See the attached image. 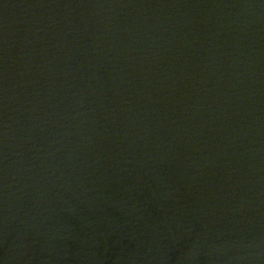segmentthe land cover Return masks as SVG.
<instances>
[{
  "label": "water",
  "instance_id": "obj_1",
  "mask_svg": "<svg viewBox=\"0 0 264 264\" xmlns=\"http://www.w3.org/2000/svg\"><path fill=\"white\" fill-rule=\"evenodd\" d=\"M0 264H264V0H0Z\"/></svg>",
  "mask_w": 264,
  "mask_h": 264
}]
</instances>
